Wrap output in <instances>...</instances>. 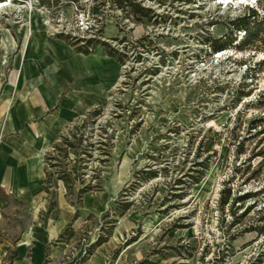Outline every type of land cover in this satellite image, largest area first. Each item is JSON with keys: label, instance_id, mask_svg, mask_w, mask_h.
Here are the masks:
<instances>
[{"label": "rangeland", "instance_id": "374dc122", "mask_svg": "<svg viewBox=\"0 0 264 264\" xmlns=\"http://www.w3.org/2000/svg\"><path fill=\"white\" fill-rule=\"evenodd\" d=\"M131 1L148 16L111 0H0V72L7 77L26 55L39 67L57 41L76 52L61 34L104 41L124 55L117 62L101 46L89 54V77L104 81L105 92L100 97L99 85H90L87 107L62 130L85 121L93 156L82 155L80 171L86 181L100 175L101 188L79 198L78 183L65 195L54 180L49 193L41 187L30 197H8L22 232L34 225L42 236L49 228L55 235L29 244L30 229L16 235L12 249L26 245L19 264H264V234L243 231L264 225V120L252 128L264 119V48L212 51L205 41L225 35L236 44L244 32L230 31L227 21L247 7L261 9L264 0ZM95 109L100 114L91 116ZM105 133L113 138L101 162ZM148 171L155 177L146 181ZM225 188L229 201L220 209ZM70 222L73 236L46 256ZM99 235L108 240L78 263ZM16 251L0 264H15Z\"/></svg>", "mask_w": 264, "mask_h": 264}, {"label": "crops", "instance_id": "0c3cea01", "mask_svg": "<svg viewBox=\"0 0 264 264\" xmlns=\"http://www.w3.org/2000/svg\"><path fill=\"white\" fill-rule=\"evenodd\" d=\"M6 37L3 31L2 46L7 50ZM52 46L54 55L49 54L39 67L26 55L19 72L11 77L0 72V262L8 252L20 249L22 254L26 247H20L17 242L12 249L10 240L22 228L16 225L14 216L10 218L14 208L8 197H30L43 189L45 153L59 139L74 114L82 115L89 102L88 87L96 85L89 77L90 67H94L89 54L74 52L62 41ZM51 59L56 61L57 68ZM73 87L80 91L74 93ZM96 91L103 97L104 81ZM29 229L32 233L27 237L28 244L30 238L55 236H51L50 228L47 236H42L30 225L22 232L21 239ZM22 259L23 254L15 264Z\"/></svg>", "mask_w": 264, "mask_h": 264}, {"label": "trees", "instance_id": "16d2710c", "mask_svg": "<svg viewBox=\"0 0 264 264\" xmlns=\"http://www.w3.org/2000/svg\"><path fill=\"white\" fill-rule=\"evenodd\" d=\"M112 3L120 8L121 10H124L126 12H130V14L134 16H142L146 17L148 16L147 9L141 6L136 1L131 0H111ZM44 4V2H42ZM229 24L230 31H243L244 36L242 39H240L236 44H232L233 41L236 39L234 37L227 38V36H222L218 38H212L208 37L206 38V43L208 44L209 48L212 51H220L224 50L227 47H234L237 50H244L248 48H252L254 50L264 48V5L261 7V9H255L253 6L247 7V11L239 16H236L234 18H231L227 21ZM64 40L68 41L69 44L75 49L76 52L82 53L84 55H88L90 53H93L98 46H101L103 49L104 55H107L109 57L114 58L117 62H122L123 54L118 51V49L109 46L104 41H95L94 38H89L87 40H84V43H81L83 40L74 39L68 34L66 35H60ZM70 40V41H69ZM91 116H97L100 114V111L95 109L91 113ZM264 119H260L259 121H256L252 128H255L257 122H262ZM85 121L82 120L81 122L75 121L74 124L67 129V133L60 134L59 140H57L52 147L45 153L44 155V172H45V178H44V184L43 189L46 193H49V189L53 186L54 180H60L63 184V187L65 188V195L73 194V190L75 185L78 183L80 186L77 189V196L81 198L83 194L99 190L102 185L101 177L98 174L92 175L91 179L89 181H86L83 178V174L80 170L82 166H85L81 164L84 162V157H82L83 154H85L88 157H92V143H88L89 136L85 133ZM104 138L106 141L99 140V148H103L101 151L102 154H104L105 157L101 159V162H107L110 156V142L113 138V135L106 134L104 135ZM85 142V145H83ZM105 142V143H104ZM240 144V143H239ZM238 144V145H239ZM239 148V146H238ZM238 153H241V151H238ZM71 155L73 157H71ZM70 162H73L70 165ZM200 165H202L200 163ZM148 176L145 178L146 181L152 179L155 177V173L152 171H148ZM203 172H200L199 175H193L191 176L192 181L191 184H195L200 182L201 178L203 177ZM184 191L180 192L179 194L175 195V197L183 198ZM229 188H225L221 191V197L219 198V207L220 209H223V207L228 203L229 201ZM243 199V197L235 198ZM235 201V200H234ZM55 203L53 201L52 206L49 208L52 209ZM171 207V206H170ZM129 209V203L124 204L122 207V211H127ZM165 209H169L168 206ZM254 230L257 232V234H264V225L261 226H255L251 227L246 230V228L243 231H251ZM69 234V236H73V231L71 229V222L67 225V227L64 229L63 232H61L58 237L54 240H52L48 246H47V254L49 255L48 251L51 245L56 244L60 241H65L66 237ZM239 234V233H237ZM232 236V235H231ZM234 238V237H232ZM108 240V235L101 236L99 235L95 241L89 244L87 247L85 254L78 260V263H80L85 258L92 255L94 250L102 245L104 242ZM118 250H115L114 257L117 254ZM16 255V250L11 251L10 255V261L13 259V257ZM43 264H46V260L43 262Z\"/></svg>", "mask_w": 264, "mask_h": 264}, {"label": "bare ground", "instance_id": "6f19581e", "mask_svg": "<svg viewBox=\"0 0 264 264\" xmlns=\"http://www.w3.org/2000/svg\"><path fill=\"white\" fill-rule=\"evenodd\" d=\"M229 1V0H228ZM244 1V0H243ZM227 2V1H226Z\"/></svg>", "mask_w": 264, "mask_h": 264}]
</instances>
